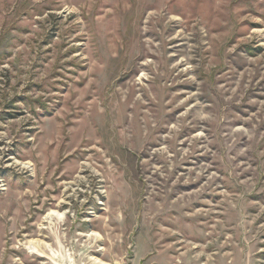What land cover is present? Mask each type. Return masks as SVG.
<instances>
[{
	"label": "rangeland",
	"instance_id": "rangeland-1",
	"mask_svg": "<svg viewBox=\"0 0 264 264\" xmlns=\"http://www.w3.org/2000/svg\"><path fill=\"white\" fill-rule=\"evenodd\" d=\"M0 264H264V0H0Z\"/></svg>",
	"mask_w": 264,
	"mask_h": 264
}]
</instances>
